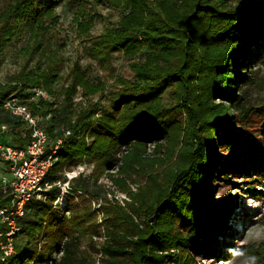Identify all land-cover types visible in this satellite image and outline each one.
Segmentation results:
<instances>
[{"label": "trees", "instance_id": "1", "mask_svg": "<svg viewBox=\"0 0 264 264\" xmlns=\"http://www.w3.org/2000/svg\"><path fill=\"white\" fill-rule=\"evenodd\" d=\"M63 1L8 0L0 12V54L17 27L29 30L32 47L39 48L41 37L58 24L57 8ZM92 1L101 0L69 2L83 34L95 23V15L85 7ZM115 4L124 11L119 22L91 39L84 52L104 70L112 69L115 52L123 53L132 60L134 79L118 76L120 90L111 102L114 115L95 118L98 104L94 103L80 112L74 124L69 117L53 119L46 132L55 137L52 145L62 142L47 179L53 184L71 183L75 178L67 179L64 173L95 155L108 171L115 160L122 162L124 174L146 180L139 186L136 206L130 208L144 220H135L124 208L116 210L105 221L107 240L99 264H193L191 249L218 242L226 230L223 224L230 207L222 208L216 200L214 181L224 178L230 183L235 171L256 181L250 175L254 166H260L264 175V141L253 143L246 132L256 110L250 90L261 80L260 68L254 66L264 61V0H115ZM58 69L51 53L41 71L21 73L8 84L0 81V110L11 96L30 98L29 91L36 88L52 95ZM25 89L28 96L23 97ZM79 89L90 98L103 95L107 84L92 82L88 71L76 63L63 92L66 100L72 103ZM166 92L175 106H165ZM53 105L40 97L31 111L36 115ZM5 112L7 121H20ZM59 123L73 131L55 135ZM90 135L94 140L87 146ZM150 144L157 156L148 153ZM118 150H122L119 158L114 155ZM57 189L48 192L46 200L28 206L20 222L16 254L6 264H96L81 250V236L95 227L87 226L95 220L92 213L70 208L68 216V202L55 208L61 194ZM248 189L257 193L254 186ZM247 252L264 261V246L249 247Z\"/></svg>", "mask_w": 264, "mask_h": 264}, {"label": "rangeland", "instance_id": "2", "mask_svg": "<svg viewBox=\"0 0 264 264\" xmlns=\"http://www.w3.org/2000/svg\"><path fill=\"white\" fill-rule=\"evenodd\" d=\"M7 1L0 0V12L7 6ZM70 1L64 0L57 8L58 24L53 26L48 34L41 37L39 48L32 47L34 40L29 30L17 27L15 36L0 54V81L5 84L13 82V80L15 82L21 73L30 70L41 71L47 65L48 56L51 53L56 56L57 67L59 68L56 72L58 80L52 87V95L44 90L47 93L46 100L53 102L54 105L51 108L44 107L36 112L41 127L48 133L49 127L54 123L53 119L60 120L69 117L74 124L80 112L94 103L98 104L95 118H99L105 113L114 115L116 111L111 102L115 98V92L120 90V85L117 84L118 76L134 79V73L129 66L132 60L127 59L123 53L115 52L111 60L112 69L104 70L97 60L92 59L84 52L85 45L91 39L100 37L107 29L117 25L124 12L123 9L115 4V0L86 2V9L96 18L90 32L83 34L78 28V16L75 8L70 6ZM139 58L144 59L145 56H139ZM242 61L243 58H241ZM76 63L88 71L92 82L95 84L105 82L107 84V89L103 95L99 93L86 98L79 89V93L73 97L72 103L66 100V95L63 92L71 83V74ZM256 68H260L261 80L256 87H252L250 90V99L256 106V110L248 123L246 132L251 142L261 143L264 141V61L256 63L254 69ZM29 92H32L30 98L19 97L18 101L23 103L27 99L30 110H33L32 104L39 105L40 96H36L34 91ZM27 93V89L21 92L23 97L28 96ZM218 98L220 97H216L217 101L223 102ZM164 104L167 108L175 106V100L171 97L170 92L164 94ZM234 112L233 109L232 113ZM7 116L5 108L0 110V124L6 122L11 127L7 133L8 140L16 144L25 143L29 138V125L15 119L7 121ZM65 130L73 131L70 126L59 123L55 126L54 132L55 135H62ZM49 138L50 141H54L55 137ZM93 140L92 135L86 136L87 146H90ZM155 151L154 146L150 144L148 147L150 156L154 154L157 156ZM121 152L122 150H118V153L114 155L119 158ZM98 158L99 156L95 155L92 160H83L72 170L66 171L64 176L67 179H75L67 185L61 183V186H55L59 188V190L57 189L58 192H61V196L65 197L64 200L69 204L65 211L68 216H70V208L77 213H82V210L92 213L95 220L87 226L94 225V230L97 229L98 231L95 233H93L94 230L88 231L84 235H80L82 237L81 250L87 254L89 261L96 264L101 263L103 254L101 249L107 240L105 223L111 215L117 213L116 210L124 208L133 214L135 220H144L143 216L132 212L130 208L132 205L136 206V194L139 193V186L146 182L141 176L133 174L132 177L124 174L121 170L122 162L120 161L115 160V167L109 171L105 170L99 166ZM255 162L256 159H254ZM252 170L254 172L250 175L252 174L256 181L249 180L248 175L238 174L237 171L230 178V183L225 182L224 178L216 181L213 179L217 189L214 192L215 198L221 203L222 208L226 205L230 207V214L223 224L226 225L225 233L220 234L218 242L191 249V253L194 254L197 262H193V264H264L262 259L247 252L249 247L264 246V175L260 166H254ZM6 171V165L0 159V178L6 174ZM158 172L162 174L161 169ZM123 182L128 187L127 191H124L126 186L123 188L121 185ZM250 186L256 188V194L250 193L248 189ZM64 200L58 203V207H62ZM116 207L117 209H115ZM59 212L63 213L62 210ZM81 218L84 219L85 217L82 216ZM54 256L58 258L59 255ZM25 264L32 263L27 261Z\"/></svg>", "mask_w": 264, "mask_h": 264}, {"label": "built area", "instance_id": "3", "mask_svg": "<svg viewBox=\"0 0 264 264\" xmlns=\"http://www.w3.org/2000/svg\"><path fill=\"white\" fill-rule=\"evenodd\" d=\"M36 96L47 98V93L39 88L33 90ZM20 121L29 125V138L24 144L10 140H0V159L7 171L0 178V263L6 264L16 254L17 236L20 234L21 220L27 215L28 206L35 200H46V194L61 182L51 183L47 178L51 173L59 145H52L48 133L41 127L40 119L32 113L27 104L11 96L4 104ZM9 124H0V138L10 131ZM70 132H66L68 135ZM71 179V178H70ZM64 184H69L66 182ZM61 194L54 206L64 200ZM66 200H64V204ZM63 204V205H64ZM62 205V206H63Z\"/></svg>", "mask_w": 264, "mask_h": 264}, {"label": "crops", "instance_id": "4", "mask_svg": "<svg viewBox=\"0 0 264 264\" xmlns=\"http://www.w3.org/2000/svg\"><path fill=\"white\" fill-rule=\"evenodd\" d=\"M8 138H9V136L6 135L5 137H4V136L1 137L0 140H4V139L8 140ZM22 144H24V143H22ZM6 168H7V167H6Z\"/></svg>", "mask_w": 264, "mask_h": 264}, {"label": "bare ground", "instance_id": "5", "mask_svg": "<svg viewBox=\"0 0 264 264\" xmlns=\"http://www.w3.org/2000/svg\"><path fill=\"white\" fill-rule=\"evenodd\" d=\"M248 208H251V206H248Z\"/></svg>", "mask_w": 264, "mask_h": 264}]
</instances>
